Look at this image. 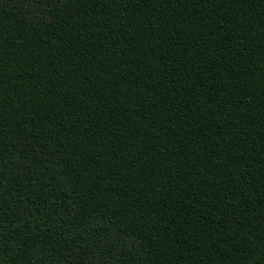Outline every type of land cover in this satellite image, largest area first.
<instances>
[{"label":"trees","instance_id":"obj_1","mask_svg":"<svg viewBox=\"0 0 264 264\" xmlns=\"http://www.w3.org/2000/svg\"><path fill=\"white\" fill-rule=\"evenodd\" d=\"M0 264H264V0H0Z\"/></svg>","mask_w":264,"mask_h":264}]
</instances>
